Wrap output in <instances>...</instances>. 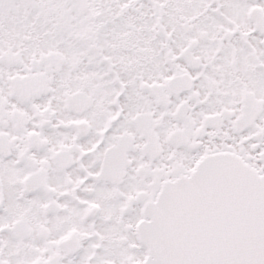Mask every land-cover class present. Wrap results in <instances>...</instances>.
Returning a JSON list of instances; mask_svg holds the SVG:
<instances>
[{
	"label": "snow or ice",
	"instance_id": "obj_1",
	"mask_svg": "<svg viewBox=\"0 0 264 264\" xmlns=\"http://www.w3.org/2000/svg\"><path fill=\"white\" fill-rule=\"evenodd\" d=\"M0 264H264V0H0Z\"/></svg>",
	"mask_w": 264,
	"mask_h": 264
}]
</instances>
